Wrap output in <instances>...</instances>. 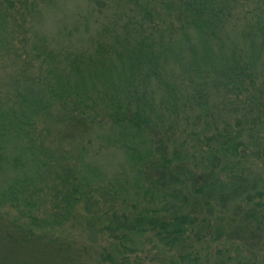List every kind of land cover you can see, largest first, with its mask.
Wrapping results in <instances>:
<instances>
[{
	"label": "trees",
	"instance_id": "16d2710c",
	"mask_svg": "<svg viewBox=\"0 0 264 264\" xmlns=\"http://www.w3.org/2000/svg\"><path fill=\"white\" fill-rule=\"evenodd\" d=\"M62 1L0 0V172L34 173L0 189L9 228L64 246L50 232L101 195L87 220L106 238L98 264H141L151 248L178 252L172 264H264V0H86L101 26L87 47L36 30ZM53 119L86 136L81 157L92 133L119 148L121 169L65 167L63 150L49 162L38 128ZM18 243L0 242V259Z\"/></svg>",
	"mask_w": 264,
	"mask_h": 264
},
{
	"label": "rangeland",
	"instance_id": "374dc122",
	"mask_svg": "<svg viewBox=\"0 0 264 264\" xmlns=\"http://www.w3.org/2000/svg\"><path fill=\"white\" fill-rule=\"evenodd\" d=\"M90 11V5L86 0H63L61 3L54 7L42 6L40 10V16L37 19L36 30L39 34L48 37L49 39L58 40L64 45H73V47H84L96 38L97 33L100 32V24L95 19L91 21H85L83 16H87ZM72 47V46H71ZM5 62L0 63V82L2 85L8 86L10 83V68ZM21 74V72H20ZM38 69H31L30 77L37 78L39 76ZM25 77V76H23ZM26 78V77H25ZM27 81V80H24ZM5 86V87H6ZM4 87V88H5ZM48 127L45 128L41 123L38 128L39 141L44 149L47 150L49 162L54 161L56 155L70 152L69 158H61L60 161L63 166H69L72 157L81 158L87 163L98 167L105 177H108L121 169L122 164L125 161L123 152L119 148L108 147L104 145L101 139L91 134L93 142L88 144L89 151L81 157V147L86 143V136L81 135V131L76 136H70L65 133L60 135V127L56 124L55 120L47 122ZM78 128L79 126L76 125ZM81 127V126H80ZM74 137V138H73ZM89 137V136H88ZM86 139V140H85ZM22 147V143H15L11 148L19 149ZM49 151V152H48ZM55 155V156H54ZM63 159L65 161H63ZM73 161V160H72ZM78 162L77 163H81ZM74 164V163H73ZM58 164H49L50 172H47L43 177V191L48 200L56 192L54 169ZM22 173L34 175L31 168L23 170V172L16 170H7L0 172V189H4L11 179L19 177ZM100 199L94 200V202L88 205L87 208L84 205L79 206L75 221L68 230L59 229L56 232H50V237L53 239H59L64 246L59 243H55L60 247H55L50 240H44L39 232L32 235L21 231L17 227L9 228L8 223L11 222V216L8 212L0 211V242H5L6 239L17 238L18 245L8 248V256L0 259V264H98V254L103 250L106 244V238L98 231L91 230L87 224V220L90 215L100 209L103 203L104 197L97 195ZM10 212L15 213L12 209ZM88 211H90L88 213ZM12 226V225H11ZM49 235V234H47ZM46 235V236H47ZM44 236V235H42ZM264 235L261 238V244L259 251L264 255ZM205 246V245H204ZM203 246V247H204ZM151 248V246L149 245ZM149 250V248H146ZM150 254L142 252L140 254L141 264H172L170 258L171 255H177V253H166L162 256V253L157 254L156 249H150ZM69 252L71 254H69Z\"/></svg>",
	"mask_w": 264,
	"mask_h": 264
}]
</instances>
